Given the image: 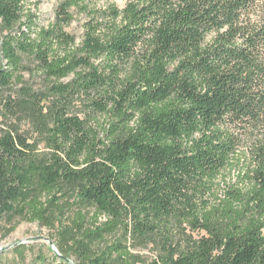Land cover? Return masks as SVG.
<instances>
[{"label":"trees","instance_id":"trees-1","mask_svg":"<svg viewBox=\"0 0 264 264\" xmlns=\"http://www.w3.org/2000/svg\"><path fill=\"white\" fill-rule=\"evenodd\" d=\"M24 3L0 0L1 31L9 32L0 83L11 84L18 54L30 53L49 79L74 73L105 121L96 118L94 129L71 115L68 84L54 83L50 101L29 88L3 99L0 217L42 221L48 204L77 191L97 218L109 217L100 229L114 232L128 213L129 233L155 237L161 253L145 263L117 242L82 261L62 255L51 264H264V0H134L121 11L96 9L79 44L60 24L34 31L23 21ZM238 153L247 166L219 208L209 217L184 214L206 234L175 246L168 220L191 204L195 182L216 179ZM86 223L78 213L76 228Z\"/></svg>","mask_w":264,"mask_h":264},{"label":"rangeland","instance_id":"rangeland-1","mask_svg":"<svg viewBox=\"0 0 264 264\" xmlns=\"http://www.w3.org/2000/svg\"><path fill=\"white\" fill-rule=\"evenodd\" d=\"M130 1L134 0H76L75 3L72 0H25L26 16L23 21H26L27 25L32 24L34 31L60 24L59 26L67 34L75 38L76 44H79L84 38L85 26L91 17L90 11L106 10L113 5L121 11ZM27 25L22 26V29L26 30ZM5 34L9 32H2L0 24V48ZM10 34H15V32ZM65 50L67 49H61L62 52ZM18 55L22 63L12 83L6 87L0 83V106L2 100L7 97H20L21 88L47 94L49 97L45 100L50 101L48 98L52 97L50 89L54 83L68 84L74 92L67 102L70 114L79 116L86 120L92 128L99 129L96 121L98 116L88 104L91 96L75 87L74 73L60 79H49L39 70L38 61L34 55L22 52ZM6 63L5 60H0V66ZM84 70L86 69L82 68V71ZM99 120L104 122L105 118L101 117ZM1 121L0 116V131L3 126ZM25 127L27 128L28 125H24ZM246 157L245 154L238 153L232 165L223 169L216 179L211 181L206 178L204 181L193 184L191 204L180 205L177 214H174L167 222L175 246L185 245L189 237L197 238L206 234L204 229L194 226L191 215L184 216V214L193 212L208 216L217 210L228 184L237 181L240 173L245 170ZM47 209L46 217L42 221L32 222L18 214L0 217L1 264H51L59 257V254L66 256L71 262H77L90 254H98L117 242L126 245L132 254L139 256L145 263L155 260L161 253V243L156 241L155 237L149 242L137 239L129 233L131 215L128 213L122 218L121 224L114 232L100 229L103 223L108 222L109 217L103 215L97 218L96 207L86 201L77 191H67L61 196L57 205L48 204ZM78 213L85 215L87 221L82 231L75 226V217ZM214 218L217 216L215 215Z\"/></svg>","mask_w":264,"mask_h":264},{"label":"water","instance_id":"water-1","mask_svg":"<svg viewBox=\"0 0 264 264\" xmlns=\"http://www.w3.org/2000/svg\"><path fill=\"white\" fill-rule=\"evenodd\" d=\"M59 256L61 257L62 255L59 254ZM67 261L71 262L69 259L65 258Z\"/></svg>","mask_w":264,"mask_h":264}]
</instances>
